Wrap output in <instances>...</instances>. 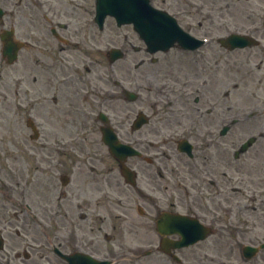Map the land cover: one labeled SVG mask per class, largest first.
Returning <instances> with one entry per match:
<instances>
[{"label": "flooded vegetation", "instance_id": "obj_1", "mask_svg": "<svg viewBox=\"0 0 264 264\" xmlns=\"http://www.w3.org/2000/svg\"><path fill=\"white\" fill-rule=\"evenodd\" d=\"M102 1L0 0V264H231V181L264 170V131L232 162L230 74L264 58V3L149 0L174 40L151 50ZM231 32L253 44L231 49ZM107 128L139 153L129 183Z\"/></svg>", "mask_w": 264, "mask_h": 264}, {"label": "rangeland", "instance_id": "obj_2", "mask_svg": "<svg viewBox=\"0 0 264 264\" xmlns=\"http://www.w3.org/2000/svg\"><path fill=\"white\" fill-rule=\"evenodd\" d=\"M258 1L264 3V0H252L251 4L255 5ZM231 14L235 15L237 20L243 22L244 17L240 16L237 11H233ZM241 58L242 59H239L240 61L246 60V62H243L241 68H232L230 74L231 116L232 118H240V122L234 125L231 130L232 162H234V149L237 148L248 135H257L259 131H264V58L255 57L254 54H249V56L241 54ZM261 59L262 62L260 63ZM118 103L119 112L121 114L123 110H125L126 104L121 99H119ZM252 112L256 114L253 117H249L248 115ZM106 161H111V158L106 156ZM239 161L240 160L236 161L237 164ZM234 166L237 167L235 164ZM240 168L241 170H244L245 167L240 166ZM252 173L253 174L251 175L253 179L247 180L248 182L244 185L238 181L239 178H236V176L239 175L238 173V175L236 174L235 176V180L231 181L232 188L231 195H229L230 223L228 226L232 234L230 248L231 264H264V259H260L261 254L251 260L244 259L241 255L239 243L233 238L235 235V237L239 238L243 233L248 235L247 240L249 241L255 242L259 240L257 239V236L261 235L263 236L262 239H264V182H262L264 180V170L252 168ZM256 173L257 175L259 173L261 178H256ZM239 185H242L243 187L242 192L233 191V188L239 187ZM120 187L122 189L120 190L122 192V198L119 201L117 211L122 212L125 208L128 209L129 202L127 203L126 200L133 194L131 190H127L125 193L121 182ZM251 188L254 189L251 191ZM164 192H168V189ZM123 195H125V198ZM108 207V211L116 210V207L110 205L109 202ZM129 209L126 214L127 217H130ZM117 222L119 227L123 226L126 221L119 219ZM243 239L244 238L242 237L241 240ZM262 254L264 255V251Z\"/></svg>", "mask_w": 264, "mask_h": 264}, {"label": "water", "instance_id": "obj_3", "mask_svg": "<svg viewBox=\"0 0 264 264\" xmlns=\"http://www.w3.org/2000/svg\"><path fill=\"white\" fill-rule=\"evenodd\" d=\"M152 42H155V41H152ZM115 144V143H114ZM113 144V146L111 147V149L113 150V154L115 155V156H117L119 159L120 158H124V156L127 154L126 153V151H127V149H126V147L125 146H123V145H120V144H117V145H119V146H117L116 144L114 145ZM248 143H246V144H244V145H247ZM124 149V151L121 149ZM123 171L125 172V168H123ZM252 252L253 251H250L249 252V256H252ZM251 254V255H250Z\"/></svg>", "mask_w": 264, "mask_h": 264}]
</instances>
